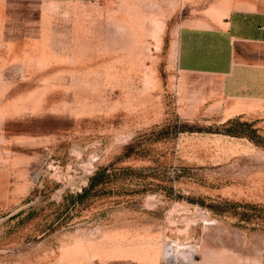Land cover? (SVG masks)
<instances>
[{
    "label": "rangeland",
    "instance_id": "obj_1",
    "mask_svg": "<svg viewBox=\"0 0 264 264\" xmlns=\"http://www.w3.org/2000/svg\"><path fill=\"white\" fill-rule=\"evenodd\" d=\"M205 4L8 8L0 264H264V97L233 114L177 102L169 41Z\"/></svg>",
    "mask_w": 264,
    "mask_h": 264
},
{
    "label": "crops",
    "instance_id": "obj_2",
    "mask_svg": "<svg viewBox=\"0 0 264 264\" xmlns=\"http://www.w3.org/2000/svg\"><path fill=\"white\" fill-rule=\"evenodd\" d=\"M106 0H0V42L13 4H100ZM180 104L244 111L264 97V0H206L201 15L178 19L169 41Z\"/></svg>",
    "mask_w": 264,
    "mask_h": 264
},
{
    "label": "trees",
    "instance_id": "obj_3",
    "mask_svg": "<svg viewBox=\"0 0 264 264\" xmlns=\"http://www.w3.org/2000/svg\"><path fill=\"white\" fill-rule=\"evenodd\" d=\"M230 125H247L246 122H238L237 118H233L227 121ZM227 133L230 134H240L243 135L244 132L238 131V130H232L230 127L225 128L224 130ZM107 174H104V170L102 167H98L96 170L92 172V174L88 177V181L86 186H84L80 192L75 194L73 198L76 201H80L86 194H88L92 189L95 188L96 185L102 183L105 180Z\"/></svg>",
    "mask_w": 264,
    "mask_h": 264
},
{
    "label": "bare ground",
    "instance_id": "obj_4",
    "mask_svg": "<svg viewBox=\"0 0 264 264\" xmlns=\"http://www.w3.org/2000/svg\"><path fill=\"white\" fill-rule=\"evenodd\" d=\"M176 253H177V251L175 252L174 250H172V248H166L165 249V258L167 259V260H173V261H175V259H177V255H176ZM172 261V262H173Z\"/></svg>",
    "mask_w": 264,
    "mask_h": 264
}]
</instances>
